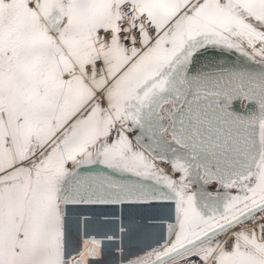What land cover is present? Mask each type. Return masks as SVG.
<instances>
[{
	"label": "snow or ice",
	"instance_id": "6c2138e0",
	"mask_svg": "<svg viewBox=\"0 0 264 264\" xmlns=\"http://www.w3.org/2000/svg\"><path fill=\"white\" fill-rule=\"evenodd\" d=\"M153 204L130 264H264V0H0V264H86L83 208Z\"/></svg>",
	"mask_w": 264,
	"mask_h": 264
},
{
	"label": "water",
	"instance_id": "95a60500",
	"mask_svg": "<svg viewBox=\"0 0 264 264\" xmlns=\"http://www.w3.org/2000/svg\"><path fill=\"white\" fill-rule=\"evenodd\" d=\"M234 62H243V58L236 53H220L208 49L200 55L197 67L230 65ZM232 108L238 113L244 112L240 100L234 101ZM213 186L215 185L207 186L208 190L213 191ZM83 212L85 215L81 218L79 229H76L74 223L72 225V235L84 241L87 247L90 246L92 238L101 241L98 250L104 255L117 253L120 256H127L132 254L133 257L129 261L118 264H130L131 261L144 256L152 248L162 250L156 241L163 233L162 225L166 221L161 217L165 213L163 208L156 204L125 206L122 215L118 214L117 209L105 206L85 207ZM85 220L88 223H85ZM121 221L126 229L123 234L118 233V225ZM107 236H113V238L108 239ZM96 257L97 255L94 256Z\"/></svg>",
	"mask_w": 264,
	"mask_h": 264
},
{
	"label": "flooded vegetation",
	"instance_id": "af4514ba",
	"mask_svg": "<svg viewBox=\"0 0 264 264\" xmlns=\"http://www.w3.org/2000/svg\"><path fill=\"white\" fill-rule=\"evenodd\" d=\"M259 47V45H258ZM247 51L251 52V49H246ZM257 60L260 58L256 57ZM132 135H135L133 133ZM162 166L169 167L168 164L164 163L161 164ZM194 187H198V185L194 184ZM74 247L76 249V253L84 252V260L86 261V264H116L117 259H115V256H113V253L104 255L100 250L97 251V257L94 258V256H91L87 253L86 249L88 248L84 241L79 240L76 236L72 235ZM74 253V254H76Z\"/></svg>",
	"mask_w": 264,
	"mask_h": 264
},
{
	"label": "rangeland",
	"instance_id": "374dc122",
	"mask_svg": "<svg viewBox=\"0 0 264 264\" xmlns=\"http://www.w3.org/2000/svg\"><path fill=\"white\" fill-rule=\"evenodd\" d=\"M258 47V46H257ZM259 58V57H258ZM161 167H163L166 171H168L169 173L171 172V169H170V167H167V166H162V165H160ZM192 187L193 188H195L194 187V184L192 185ZM113 256H115V259H117V261H116V264H118L119 262H125V261H129L133 256H132V254H129V255H127V256H120V255H118L117 253H113Z\"/></svg>",
	"mask_w": 264,
	"mask_h": 264
},
{
	"label": "crops",
	"instance_id": "0c3cea01",
	"mask_svg": "<svg viewBox=\"0 0 264 264\" xmlns=\"http://www.w3.org/2000/svg\"><path fill=\"white\" fill-rule=\"evenodd\" d=\"M212 192H215V186L212 187ZM169 264H171V262H169Z\"/></svg>",
	"mask_w": 264,
	"mask_h": 264
},
{
	"label": "built area",
	"instance_id": "2783aa9c",
	"mask_svg": "<svg viewBox=\"0 0 264 264\" xmlns=\"http://www.w3.org/2000/svg\"><path fill=\"white\" fill-rule=\"evenodd\" d=\"M75 255V254H74Z\"/></svg>",
	"mask_w": 264,
	"mask_h": 264
}]
</instances>
